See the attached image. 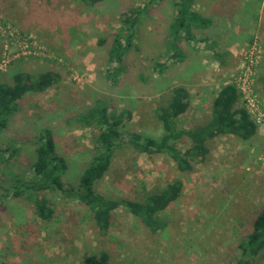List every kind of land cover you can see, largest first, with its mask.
<instances>
[{
    "label": "rangeland",
    "instance_id": "rangeland-1",
    "mask_svg": "<svg viewBox=\"0 0 264 264\" xmlns=\"http://www.w3.org/2000/svg\"><path fill=\"white\" fill-rule=\"evenodd\" d=\"M174 3L0 0V83L11 84L18 71L33 79L46 71L56 76L45 91L27 92L19 100V110L0 132L8 158L6 172L0 173L5 187L13 175L33 176L38 136L45 128L67 161L62 180L77 185L97 151L99 130L76 118L98 98L116 112L115 96L121 94L133 116L121 128L122 141L96 189L108 197L143 201L176 178L183 182L178 199L158 213L164 227L156 233L123 206L102 230L89 207L62 190L46 191L54 213L43 220L33 199L0 188V264H83L85 255L102 251L108 252L109 264L237 263L239 244L264 206V127L248 141L232 134L210 139L205 158L193 161L188 171H179L168 154L138 151L129 138L132 132L162 134L156 107L165 105L176 85L189 91V106L176 120L179 128L205 124L217 91L235 83L241 70L250 69L253 91L264 98V0H194L195 11L216 24L193 26L194 39L182 36V58L174 56L170 44ZM136 6L145 10L118 72L109 51L117 34L123 41L128 37L123 20ZM215 30L228 32L226 40L215 39ZM235 38L247 39L230 45ZM238 104L243 107L240 98ZM185 145L179 141L180 148ZM13 149L17 152L10 156ZM250 264H264V250Z\"/></svg>",
    "mask_w": 264,
    "mask_h": 264
},
{
    "label": "trees",
    "instance_id": "trees-1",
    "mask_svg": "<svg viewBox=\"0 0 264 264\" xmlns=\"http://www.w3.org/2000/svg\"><path fill=\"white\" fill-rule=\"evenodd\" d=\"M89 4H96L102 0H84ZM194 0H175L176 15L171 23L173 38L170 41L174 56H184L179 45V39H194L193 26L210 22L193 9ZM145 8L131 7L123 20L128 31V37L123 41L120 35L113 38V45L109 51V60L119 63V72L125 52L133 45L134 27L140 20ZM126 34V32H125ZM102 42V41H100ZM56 76L51 71L42 72L37 78L29 73L18 71L13 76V82L0 83V132L7 126L11 115L20 106L19 100L27 92H43L55 81ZM262 91L264 93V72L261 76ZM189 91L184 85H176L172 89L171 98L166 106L156 111L161 121L162 134L159 137L132 132L129 141L140 152L148 154L165 153L175 162L179 171L193 168V161L204 159L209 152L207 142L219 135L232 134L242 141H248L257 133V126L249 118L246 110L240 106L237 88L232 83H225L217 91L211 109L210 119L202 125L179 128L177 118L189 106ZM109 104L100 98L96 99L90 109L76 119L85 126L94 124L99 132L96 136V153L89 165L83 170L77 185L66 186L61 178V172L66 169L67 161L55 151V138L50 128L42 130L38 136L36 158L32 163L33 176L25 178L13 175L8 178L7 187L3 185L5 175L0 174V188L13 196H27L34 200L36 214L43 220L50 219L54 208L50 198L46 195L49 190H62L89 207L93 217L102 230L111 226L113 211L123 206L134 216L138 217L152 233L164 227L158 218V213L165 210L178 199L183 188V182L176 178L163 188L152 191L145 200L127 198H113L104 195L96 189V182L101 180L109 170L115 150L122 141L126 121L131 118V111L111 112ZM185 141L184 148L179 147V141ZM7 149L0 148V173L6 172L8 158L3 155ZM17 151L12 150L10 156ZM8 168V167H7ZM7 181V179H6ZM240 255L236 264H250L252 258L264 250V206L258 211L253 220L250 232L239 244ZM83 264H109V254L102 251L99 254H87Z\"/></svg>",
    "mask_w": 264,
    "mask_h": 264
},
{
    "label": "built area",
    "instance_id": "built-area-1",
    "mask_svg": "<svg viewBox=\"0 0 264 264\" xmlns=\"http://www.w3.org/2000/svg\"><path fill=\"white\" fill-rule=\"evenodd\" d=\"M235 83L240 101L246 110L249 118L258 127H264V98L259 99L253 91V77H249L252 72L248 70L240 71Z\"/></svg>",
    "mask_w": 264,
    "mask_h": 264
},
{
    "label": "crops",
    "instance_id": "crops-1",
    "mask_svg": "<svg viewBox=\"0 0 264 264\" xmlns=\"http://www.w3.org/2000/svg\"><path fill=\"white\" fill-rule=\"evenodd\" d=\"M196 4H197V6H195L197 9H199L198 7H199V3L198 2H196ZM194 6V5H193ZM195 8V9H196ZM194 9V8H193ZM176 13V12H175ZM175 13H174V15L173 16H175ZM208 24H210L209 25V27H213L214 28V26H215V24H216V21L215 20H211L210 19V22L208 23ZM240 28L238 27L237 28V30H239ZM216 31V30H215ZM227 34H228V32H225V31H220V30H217L214 34H212V35H214L215 37V39H218V40H221V41H224V40H226V36H227ZM237 36H239V34L237 33L236 34ZM246 39L247 38H235V39H233V40H231V44L230 45H234V44H239V43H242L243 42V40L244 41H246ZM214 42L216 43V41L214 40ZM229 45H227L226 46V49H228V48H230V47H228ZM225 48V47H224ZM168 69V68H167ZM167 71H169V70H167ZM116 97V104H115V101H113V104H115V108L117 109V113H119V112H121L122 110H124V109H127V110H130L131 111V109H129V107H131L132 105H130V106H127V105H124L122 102H123V99H124V95H116L115 96ZM170 98H171V96H170ZM169 100L170 99H167L166 101H165V105L164 104H161V105H159V106H157L156 107V111H157V109L159 108V107H162V106H166L167 104H168V102H169ZM110 108H109V110L111 111V109H114V107L111 105V106H109ZM124 107V108H123ZM127 107V108H126ZM120 109V110H119ZM131 113H132V111H131ZM133 116V113L131 114V117ZM128 122V120L126 121V123Z\"/></svg>",
    "mask_w": 264,
    "mask_h": 264
}]
</instances>
